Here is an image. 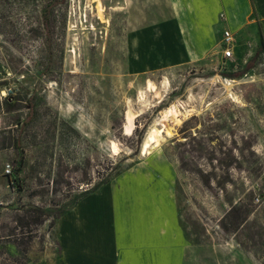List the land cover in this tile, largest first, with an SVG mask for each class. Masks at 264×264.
Here are the masks:
<instances>
[{
    "label": "rangeland",
    "instance_id": "obj_1",
    "mask_svg": "<svg viewBox=\"0 0 264 264\" xmlns=\"http://www.w3.org/2000/svg\"><path fill=\"white\" fill-rule=\"evenodd\" d=\"M237 1L0 0V264H63L61 215L109 184L182 264H264V15L234 30Z\"/></svg>",
    "mask_w": 264,
    "mask_h": 264
},
{
    "label": "crops",
    "instance_id": "obj_2",
    "mask_svg": "<svg viewBox=\"0 0 264 264\" xmlns=\"http://www.w3.org/2000/svg\"><path fill=\"white\" fill-rule=\"evenodd\" d=\"M238 1L229 22L234 30L250 22L255 13L264 15V0ZM125 202L124 192L109 184L63 213L58 232L63 264L185 262L190 247L176 226L148 223L142 219V208ZM141 219L144 224H139Z\"/></svg>",
    "mask_w": 264,
    "mask_h": 264
},
{
    "label": "built area",
    "instance_id": "obj_3",
    "mask_svg": "<svg viewBox=\"0 0 264 264\" xmlns=\"http://www.w3.org/2000/svg\"><path fill=\"white\" fill-rule=\"evenodd\" d=\"M234 44L235 38L233 33L230 30H225L223 34V57L226 59L234 58ZM11 90V89H10ZM14 165L11 163H7L3 173L7 176H10L13 172ZM259 200V198H257Z\"/></svg>",
    "mask_w": 264,
    "mask_h": 264
},
{
    "label": "bare ground",
    "instance_id": "obj_4",
    "mask_svg": "<svg viewBox=\"0 0 264 264\" xmlns=\"http://www.w3.org/2000/svg\"><path fill=\"white\" fill-rule=\"evenodd\" d=\"M144 97V96H143ZM146 99V98H145ZM148 104V103H147ZM132 115V114H131ZM135 115V114H134ZM134 117L135 116H127V122L129 124H133L134 122ZM174 118V117H173ZM174 121V120H173ZM157 126V125H156ZM167 128L166 124H164V126L162 128H154L151 132H149L148 136L145 138V140L143 141L142 144V149L145 150L146 148H150V144L153 140H155L156 142L159 141V135H161V132L164 131V129ZM170 130V129H169ZM168 130V131H169ZM161 140V139H160ZM116 145V144H115ZM117 148V147H116ZM155 151V150H154ZM148 152H151V150H149Z\"/></svg>",
    "mask_w": 264,
    "mask_h": 264
},
{
    "label": "trees",
    "instance_id": "obj_5",
    "mask_svg": "<svg viewBox=\"0 0 264 264\" xmlns=\"http://www.w3.org/2000/svg\"><path fill=\"white\" fill-rule=\"evenodd\" d=\"M64 1H66V0H64ZM23 165H24V157L21 155L18 158L16 164L14 165L13 172L10 175V177H12V176L14 177L13 178V182H16L17 181L16 176H17L18 172L23 168Z\"/></svg>",
    "mask_w": 264,
    "mask_h": 264
}]
</instances>
